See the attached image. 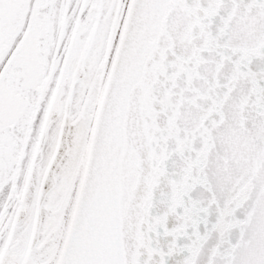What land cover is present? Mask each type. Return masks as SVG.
I'll return each instance as SVG.
<instances>
[{
    "label": "snow or ice",
    "instance_id": "1",
    "mask_svg": "<svg viewBox=\"0 0 264 264\" xmlns=\"http://www.w3.org/2000/svg\"><path fill=\"white\" fill-rule=\"evenodd\" d=\"M0 264H264V0H0Z\"/></svg>",
    "mask_w": 264,
    "mask_h": 264
}]
</instances>
